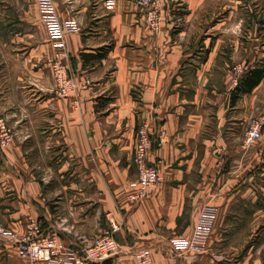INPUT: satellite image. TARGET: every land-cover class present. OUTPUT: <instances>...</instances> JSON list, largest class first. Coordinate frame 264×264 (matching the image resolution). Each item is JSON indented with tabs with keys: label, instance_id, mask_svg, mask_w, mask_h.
I'll return each mask as SVG.
<instances>
[{
	"label": "crops",
	"instance_id": "1",
	"mask_svg": "<svg viewBox=\"0 0 264 264\" xmlns=\"http://www.w3.org/2000/svg\"><path fill=\"white\" fill-rule=\"evenodd\" d=\"M38 1L0 0V118L15 132L0 147V224L20 237L33 218L75 248L118 225L116 239L153 248L156 264H191L170 242L190 237L213 206L199 262L264 264V135L244 142L264 110V77L239 93L242 79L264 67L261 0H166L160 31L136 0H54L61 19L79 25L65 37L78 86L69 97L56 89ZM239 63L249 68L240 81ZM143 122L153 139L167 136L149 156L161 180L134 204ZM0 264L48 263L21 258L0 238Z\"/></svg>",
	"mask_w": 264,
	"mask_h": 264
},
{
	"label": "built area",
	"instance_id": "2",
	"mask_svg": "<svg viewBox=\"0 0 264 264\" xmlns=\"http://www.w3.org/2000/svg\"><path fill=\"white\" fill-rule=\"evenodd\" d=\"M166 0H136V4L146 12L147 25L154 31H160L163 10ZM38 8L43 24L49 31L56 56L52 61V70L56 89L61 97L75 94L78 86L70 74L67 58L65 37L69 32L79 30L77 21H63L55 6L54 0H39ZM264 135V111L251 120L246 133V143L251 144ZM166 133L162 132L153 139L148 122H143L137 130V141L133 164L137 170V178L130 183L129 199L138 204L148 198L161 180L157 164L150 161L154 143L165 141ZM15 132L4 118H0V147L9 146ZM217 209L206 206L202 209L193 232L188 238H174L170 242V250L187 257L191 264H202L199 257L207 250L209 239L213 233ZM120 229L114 225L112 230L85 241L81 247L75 248L66 243L56 234H44L39 223L29 219L26 232L18 237L12 230L0 224V238L13 242L21 258L32 262L48 264H92L104 263L107 260L119 259L123 256L135 258L139 264H156L153 248H134L121 244L115 237Z\"/></svg>",
	"mask_w": 264,
	"mask_h": 264
},
{
	"label": "trees",
	"instance_id": "3",
	"mask_svg": "<svg viewBox=\"0 0 264 264\" xmlns=\"http://www.w3.org/2000/svg\"><path fill=\"white\" fill-rule=\"evenodd\" d=\"M264 77V67L251 70L240 82L239 93L249 92L257 86Z\"/></svg>",
	"mask_w": 264,
	"mask_h": 264
},
{
	"label": "rangeland",
	"instance_id": "4",
	"mask_svg": "<svg viewBox=\"0 0 264 264\" xmlns=\"http://www.w3.org/2000/svg\"><path fill=\"white\" fill-rule=\"evenodd\" d=\"M247 2H248V4H249V1L247 0ZM245 3V2H244ZM261 5H262V7L264 8V0H261ZM246 6H248L247 5V3H246ZM38 10H39V8H38ZM41 17V16H40ZM248 16L245 14V18H247ZM43 23V22H42ZM247 63L246 64H242V63H239V67L238 68H236L235 67V65L232 67V72H233V69H234V67H235V70H234V73H235V76L237 77V80L239 79V81L241 80V76L244 74V72L245 71H247L249 68L247 67ZM251 67V66H250ZM257 68H259V67H257ZM256 69V68H255ZM253 70V69H252ZM239 85H240V83H239ZM264 111V110H263ZM263 111L261 112V114L263 113ZM260 114V115H261ZM260 115H258V116H255V117H252L251 118V120L252 119H254V118H257V117H259ZM251 120H249V123H248V127H247V129H246V132H245V135H244V142H245V144H247L246 143V133H247V131H248V129H249V125H250V122H251ZM12 128V127H11ZM13 129V128H12ZM14 131V130H13ZM15 138V137H14ZM260 140V139H259ZM259 140H256L255 142H257V141H259ZM255 142H253V143H255ZM253 143H251V144H253ZM8 147V146H7Z\"/></svg>",
	"mask_w": 264,
	"mask_h": 264
}]
</instances>
